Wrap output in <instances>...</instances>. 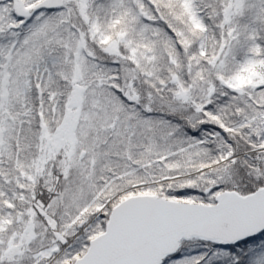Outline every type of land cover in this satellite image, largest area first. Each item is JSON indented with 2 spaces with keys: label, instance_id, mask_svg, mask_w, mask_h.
<instances>
[{
  "label": "snow or ice",
  "instance_id": "6c2138e0",
  "mask_svg": "<svg viewBox=\"0 0 264 264\" xmlns=\"http://www.w3.org/2000/svg\"><path fill=\"white\" fill-rule=\"evenodd\" d=\"M0 264H264V0H0Z\"/></svg>",
  "mask_w": 264,
  "mask_h": 264
}]
</instances>
